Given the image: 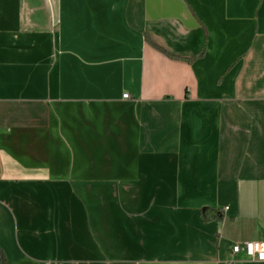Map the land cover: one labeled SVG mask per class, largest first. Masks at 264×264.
Here are the masks:
<instances>
[{"label":"crops","instance_id":"crops-1","mask_svg":"<svg viewBox=\"0 0 264 264\" xmlns=\"http://www.w3.org/2000/svg\"><path fill=\"white\" fill-rule=\"evenodd\" d=\"M249 240L264 0H0L7 261L229 264Z\"/></svg>","mask_w":264,"mask_h":264},{"label":"built area","instance_id":"built-area-1","mask_svg":"<svg viewBox=\"0 0 264 264\" xmlns=\"http://www.w3.org/2000/svg\"><path fill=\"white\" fill-rule=\"evenodd\" d=\"M127 97V94L124 95ZM243 255L250 260L264 261V241L263 240H249L244 242H237L230 248L229 264H237V255Z\"/></svg>","mask_w":264,"mask_h":264},{"label":"trees","instance_id":"trees-1","mask_svg":"<svg viewBox=\"0 0 264 264\" xmlns=\"http://www.w3.org/2000/svg\"><path fill=\"white\" fill-rule=\"evenodd\" d=\"M202 215L204 219H207L206 210L202 211ZM0 264H11L9 261H7L1 249H0Z\"/></svg>","mask_w":264,"mask_h":264}]
</instances>
